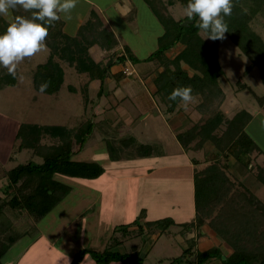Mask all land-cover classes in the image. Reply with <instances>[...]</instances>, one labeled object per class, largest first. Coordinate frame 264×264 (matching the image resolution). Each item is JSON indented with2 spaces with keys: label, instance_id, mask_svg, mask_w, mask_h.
Here are the masks:
<instances>
[{
  "label": "rangeland",
  "instance_id": "1",
  "mask_svg": "<svg viewBox=\"0 0 264 264\" xmlns=\"http://www.w3.org/2000/svg\"><path fill=\"white\" fill-rule=\"evenodd\" d=\"M91 1L94 6H90L96 13L100 15V9L108 13L107 27L123 38L121 42L126 40L129 43L134 55L144 58L155 50L157 35L162 33L163 27L143 0H134V10L130 11L128 18L120 16L112 6L120 11L117 4L121 0H79L70 21H65L61 14L64 31L75 33L77 23L84 21L85 9ZM238 1L249 15L251 27L264 41V5L256 11V0ZM186 5L175 1L166 6L165 13L175 19L185 18ZM134 13V19L129 20ZM88 50L101 64L112 55L96 46ZM116 50L122 54V45L115 49L114 54L119 55ZM48 54L46 47L44 51L26 58L17 67V84L0 89V186L5 182V169L29 160L41 161L27 149L13 152L15 132L23 122L66 125L74 132L72 159L95 161L102 166L103 172L95 179L57 175L58 180L69 185L70 191L39 221L36 233L25 235L11 245L2 258V264H69L76 251L83 247L104 249L114 229L130 224L142 210L145 212L139 219L141 221L169 217L175 224L164 230L152 227L144 234H130L116 250L131 252L130 245L138 244L142 264H168L171 258L188 247L186 237H192L196 242L193 252L179 264H222V253L227 254L231 249L208 228L203 227L199 234L194 228L185 235L180 233L184 223L194 220L191 212L194 169L213 161L215 150L209 142L199 151L186 150L177 138L176 141L173 139L172 130L177 134L209 114V110L195 109L201 96H193L188 104L194 107L189 113L192 114L190 123L182 115L186 108L182 101L174 111L166 112V104L150 89L156 63H131L129 60L124 64H114L102 83L88 73H79L59 61L63 68V82L58 93L37 92L32 85V70L44 62ZM217 54L224 71L220 81L224 92L220 110L228 116L242 108L251 112L252 119L245 131L262 152L250 155L252 170L235 163L231 156L226 159L220 157V160L227 162L230 175L264 202V187L254 176L256 165L264 164V103L257 102L248 88L237 90L236 85L240 80L258 96H264L259 69L253 67L243 74L249 59L227 35L219 40ZM125 68L126 73H130H124L120 80L112 75L119 70L125 72ZM125 81L131 85L127 86ZM168 125H172V130ZM128 138L129 144L124 145L121 140ZM139 144H150V154L140 156L137 152ZM24 222L30 223L31 220L27 218ZM115 234L120 236V233ZM204 249L210 251L202 262L197 263V251ZM80 264L97 263L85 255ZM112 264L123 263L117 261Z\"/></svg>",
  "mask_w": 264,
  "mask_h": 264
},
{
  "label": "trees",
  "instance_id": "2",
  "mask_svg": "<svg viewBox=\"0 0 264 264\" xmlns=\"http://www.w3.org/2000/svg\"><path fill=\"white\" fill-rule=\"evenodd\" d=\"M143 1L163 27L162 33L157 36V47L154 51L144 58H138L124 45L122 54L112 53L104 64L94 61L88 51L91 45L97 44L104 50H110L117 44V39L92 10L72 35L63 30L61 20L49 27L45 41L49 54L44 62L38 63L32 70L33 88L40 92L39 86L47 81L49 87L44 93H58L63 82V68L59 61L72 66L79 73H88L91 78H97L102 83L112 65L124 64L127 60L131 63H156L157 69L151 79L150 89L166 104V112L174 111L181 101H170L168 96L171 91L178 86H191L192 95L202 98L195 105V109L210 112L203 119L177 133L176 138L186 150L199 151L209 142L215 151L213 161L194 169V220L184 223L180 233L185 235L194 228L199 234L206 227L231 249L227 254L222 253V264H264V202L230 175L227 162L222 163L220 160V157L226 159L231 156L235 163L252 170L250 155L253 152H262L245 131L246 125L252 119V113L242 108L228 116L220 110L224 99L220 81L224 77V71L218 61L219 40L204 38L205 33L195 26L199 22L198 18L187 21L186 17L175 19L165 13L166 6L175 1L186 5L189 0ZM256 3L257 11L264 5V0H256ZM233 4L232 15L225 17L229 31L225 35L249 59L243 74L257 67L264 85V41L251 27L249 15L239 1L233 0ZM16 15L30 17L31 13L18 7L12 11L11 19ZM9 22L10 20L0 16V33L6 30ZM0 69V89L15 86L16 76L8 75L4 67ZM112 75L120 79L124 72L119 70ZM236 85L237 90L248 88L257 102L264 103V96H258L244 82L238 80ZM73 136V130L62 124L23 122L18 126L13 152L27 149L40 157L41 161L29 160L4 171L5 182L0 186V264L11 245L25 235L36 233L39 221L70 191L69 185L58 180L57 175L95 179L102 174L103 169L99 163L72 159L75 152L72 146ZM43 139L49 142H43ZM121 142L128 145L130 139H123ZM150 150V144L137 146L140 156L149 155ZM193 161L196 162L195 159ZM254 176L264 187V164L256 165ZM144 212L140 211V216L130 224L116 227L104 249L83 247L76 251L69 264H80L85 255L97 264L117 261L123 264H142L143 257L139 255L138 244L130 245L131 252L115 248L130 234H144L152 227H161L164 230L175 224L169 217L141 221L139 219ZM27 218L31 220L30 223L24 222ZM115 233H120V236ZM185 241L189 243L188 247L171 258L168 264H179L193 252L196 242L194 243L192 237ZM209 251L210 249L198 250L197 263L202 262Z\"/></svg>",
  "mask_w": 264,
  "mask_h": 264
},
{
  "label": "clouds",
  "instance_id": "3",
  "mask_svg": "<svg viewBox=\"0 0 264 264\" xmlns=\"http://www.w3.org/2000/svg\"><path fill=\"white\" fill-rule=\"evenodd\" d=\"M78 3L79 0H0V16L11 17L18 7L31 13L30 17L16 15L0 33V66L7 69L8 75L15 77L22 61L46 49L49 27L61 20V14L70 21ZM233 7V0H189L184 15L187 21L198 18L195 26L205 33L204 38L223 40L229 32L225 17L232 15ZM48 87L45 81L39 91L44 93ZM168 99H179L187 107L193 99L191 86L174 88Z\"/></svg>",
  "mask_w": 264,
  "mask_h": 264
},
{
  "label": "crops",
  "instance_id": "4",
  "mask_svg": "<svg viewBox=\"0 0 264 264\" xmlns=\"http://www.w3.org/2000/svg\"><path fill=\"white\" fill-rule=\"evenodd\" d=\"M134 0H126V1H120V4H117L118 5V7L120 8V11H118V9H116V7L114 6V5H112L113 7H114V10L116 11L117 10V13L120 15V16H123V17H126V18H128L127 16L131 13L130 11L133 9L134 10ZM144 2V1H143ZM90 5H93L94 6V2H89V4H88V6L86 7V9H85V12H84V16H85V18L83 19L84 21L88 18V16H89V14H90V12L93 10V7H91ZM99 5V4H98ZM133 7V8H132ZM99 13H100V15L98 14V12H97V15L99 16V18H100V20H101V22H102V24H103V26L105 27V28H107V29H109V30H111L110 29V27H107V25H106V23L108 22V24H109V16H108V13L106 14L105 13V10H103V9H100L99 10ZM132 18L131 19H129V20H132V19H134V16H135V13H134V15L132 14ZM108 20V21H107ZM84 21H82L81 23H83ZM81 23H77V26H76V28H75V31L74 32H76V30H77V28H78V26L81 24ZM63 25H64V23H63ZM112 31V30H111ZM66 32V31H65ZM113 32V31H112ZM67 33V32H66ZM114 33V35H115V37H116V39H117V44L114 46V47H112L110 50H106L107 52H109V53H115V49L117 48V46H121L122 45V47L124 46V45H126V46H128L129 47V49L131 50V48H130V45H129V43L126 41V40H124L123 42H121V39H123L122 37H120V35H117L115 32H113ZM69 34V33H68ZM72 34H74V33H72ZM71 34V35H72ZM160 35V34H159ZM158 36V35H157ZM99 47L97 44H93V45H91L90 47L92 48V47ZM89 47V48H90ZM102 49V48H101ZM102 50H104V49H102ZM89 51V50H88ZM117 51V50H116ZM132 52V51H131ZM117 53L119 54V53H121L120 51H117ZM136 56V55H135ZM92 57V56H91ZM93 58V57H92ZM107 59H108V57H107ZM94 61H96V60H94ZM97 62V61H96ZM149 62H143V64H148ZM148 66V65H147ZM110 68H113V65L110 67ZM107 76H110V74L108 73V75ZM120 80V79H119ZM151 81V80H150ZM120 82V81H119ZM125 83H126V85L127 86H129V85H131V83L129 82V81H125ZM149 83V82H148ZM147 83V84H148ZM120 100H122V99H120ZM192 104V103H191ZM193 106H190V105H188L186 108H184V112H183V116L186 118V121L187 122H189L190 123V121H192V114L191 115H189V113L191 112V108H192ZM194 108V107H193ZM220 108H221V106H220ZM198 112V111H197ZM180 113V112H179ZM196 119H197V117H196ZM195 121H197V120H195ZM169 126V128L172 130V125L170 126V125H168ZM172 134H173V136H174V140L176 141V136H175V132H173V130H172ZM15 141V140H14ZM192 161H193V159H191ZM191 161V162H192ZM190 165V167L191 168H193V165L192 164H189ZM192 209H191V212H193V215H194V210H193V206L191 207ZM175 222V221H174ZM186 238H188V237H186ZM45 241H47V240H45ZM112 263H115V262H112ZM112 263H110V264H112ZM16 264V263H15Z\"/></svg>",
  "mask_w": 264,
  "mask_h": 264
},
{
  "label": "built area",
  "instance_id": "5",
  "mask_svg": "<svg viewBox=\"0 0 264 264\" xmlns=\"http://www.w3.org/2000/svg\"><path fill=\"white\" fill-rule=\"evenodd\" d=\"M126 70H127V68H125V70H124L125 72H124V73H126ZM129 73H130V72H127L126 74H129Z\"/></svg>",
  "mask_w": 264,
  "mask_h": 264
},
{
  "label": "water",
  "instance_id": "6",
  "mask_svg": "<svg viewBox=\"0 0 264 264\" xmlns=\"http://www.w3.org/2000/svg\"><path fill=\"white\" fill-rule=\"evenodd\" d=\"M224 258V257H223Z\"/></svg>",
  "mask_w": 264,
  "mask_h": 264
}]
</instances>
